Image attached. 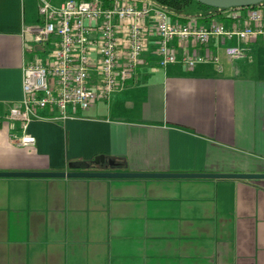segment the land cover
<instances>
[{
    "label": "crops",
    "instance_id": "0c3cea01",
    "mask_svg": "<svg viewBox=\"0 0 264 264\" xmlns=\"http://www.w3.org/2000/svg\"><path fill=\"white\" fill-rule=\"evenodd\" d=\"M40 1L0 0V172L264 173V39L211 36L193 67L158 68L149 29L130 82L64 120L33 118L35 144L17 145L5 115L24 65L51 49L33 41ZM0 264H264V179L0 176Z\"/></svg>",
    "mask_w": 264,
    "mask_h": 264
},
{
    "label": "built area",
    "instance_id": "2783aa9c",
    "mask_svg": "<svg viewBox=\"0 0 264 264\" xmlns=\"http://www.w3.org/2000/svg\"><path fill=\"white\" fill-rule=\"evenodd\" d=\"M38 13L41 22L33 29V41L51 44V49L45 62L24 65L22 98L5 115L12 131L19 125L21 135L12 133L19 146L35 144L27 132L33 118L64 120L130 82L146 52L149 29L156 38L158 68L175 62L193 67L200 59L198 47L211 36L245 43L264 39L260 7L232 11L229 23L213 20L206 26L194 17L185 23L170 20L163 8L149 1L63 0L53 6L41 0ZM225 52L230 60L244 55L238 45Z\"/></svg>",
    "mask_w": 264,
    "mask_h": 264
},
{
    "label": "water",
    "instance_id": "95a60500",
    "mask_svg": "<svg viewBox=\"0 0 264 264\" xmlns=\"http://www.w3.org/2000/svg\"><path fill=\"white\" fill-rule=\"evenodd\" d=\"M215 8H230L250 6L264 2V0H194ZM93 163H106L113 168L116 162L112 159L106 160L104 156H95ZM69 171L55 172H0V176H40V177H214V178H244L264 179V173H150L130 171H92L90 162L74 161L69 165Z\"/></svg>",
    "mask_w": 264,
    "mask_h": 264
},
{
    "label": "trees",
    "instance_id": "16d2710c",
    "mask_svg": "<svg viewBox=\"0 0 264 264\" xmlns=\"http://www.w3.org/2000/svg\"><path fill=\"white\" fill-rule=\"evenodd\" d=\"M138 4H141L145 0H135ZM153 4L163 8L170 20L178 21L185 23L191 17H194L197 24L199 23H210L213 20H219L222 22H226L229 19V15L227 12L229 11H244L247 8H254L260 7L264 8V2L250 5V6H243V7H230V8H215L211 6H207L200 2L194 0H148ZM194 5L195 12L193 15L190 13V7ZM186 8H189L186 10ZM186 10V12H182Z\"/></svg>",
    "mask_w": 264,
    "mask_h": 264
},
{
    "label": "rangeland",
    "instance_id": "374dc122",
    "mask_svg": "<svg viewBox=\"0 0 264 264\" xmlns=\"http://www.w3.org/2000/svg\"><path fill=\"white\" fill-rule=\"evenodd\" d=\"M47 1H50V0H47ZM145 1H147L148 2V0H145ZM187 9H189V8H186V10ZM186 10H184V11H182V12H186ZM190 13H192L191 15H193V13L195 12V10H194V5H192V7H190V11H189Z\"/></svg>",
    "mask_w": 264,
    "mask_h": 264
}]
</instances>
